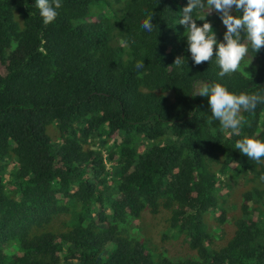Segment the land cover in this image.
<instances>
[{"label":"trees","instance_id":"16d2710c","mask_svg":"<svg viewBox=\"0 0 264 264\" xmlns=\"http://www.w3.org/2000/svg\"><path fill=\"white\" fill-rule=\"evenodd\" d=\"M35 3L0 0V264H264V157L235 147L264 141V103L237 134L195 90L264 96V47L242 34L220 77L215 46L188 50L189 0H61L47 26Z\"/></svg>","mask_w":264,"mask_h":264},{"label":"clouds","instance_id":"9594fccd","mask_svg":"<svg viewBox=\"0 0 264 264\" xmlns=\"http://www.w3.org/2000/svg\"><path fill=\"white\" fill-rule=\"evenodd\" d=\"M35 5L46 26L57 18V10L62 7L61 0H36ZM196 9H206L208 14L213 11L219 14L227 29L222 42L217 41L213 26L206 21V17H199V20L205 22L202 26L197 25V19L193 17ZM234 9L236 13L242 14L234 15ZM152 20L153 16L146 19L142 24L143 29L152 32L155 27ZM179 24L187 29L188 50L195 65L210 61L215 46L218 49L215 53L216 61L221 68L218 75L224 77L225 74L236 72L248 53L247 44L241 42L242 34L251 41L254 51L258 52L264 47V0H207L206 5L204 0H189L182 10ZM183 62L184 58L177 56L174 65L179 66ZM144 66L143 61L135 65L137 70ZM199 95L209 97L212 116L219 120L222 129H232L237 134L242 119L239 116L241 109L254 112L258 104L264 103V96L246 93L237 95L220 83L203 87ZM235 147L257 163L264 157V141L259 139L245 137L237 141Z\"/></svg>","mask_w":264,"mask_h":264},{"label":"rangeland","instance_id":"374dc122","mask_svg":"<svg viewBox=\"0 0 264 264\" xmlns=\"http://www.w3.org/2000/svg\"><path fill=\"white\" fill-rule=\"evenodd\" d=\"M204 87V84L203 83H199L196 85V94H199L201 89Z\"/></svg>","mask_w":264,"mask_h":264}]
</instances>
